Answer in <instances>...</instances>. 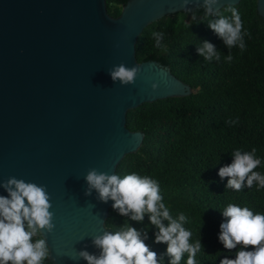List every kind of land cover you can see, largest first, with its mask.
<instances>
[{
  "label": "water",
  "instance_id": "obj_1",
  "mask_svg": "<svg viewBox=\"0 0 264 264\" xmlns=\"http://www.w3.org/2000/svg\"><path fill=\"white\" fill-rule=\"evenodd\" d=\"M241 1L217 0L214 11ZM192 9L204 0H129L117 18L106 0H0V185L15 177L46 187L51 264H87L80 251L100 255L93 240L107 230L113 201L94 189L85 195V176L116 174L139 151L145 134L128 129V112L193 93L169 67L136 58L149 25ZM257 10L264 19V0ZM120 64L139 65L133 84L111 79Z\"/></svg>",
  "mask_w": 264,
  "mask_h": 264
},
{
  "label": "trees",
  "instance_id": "obj_2",
  "mask_svg": "<svg viewBox=\"0 0 264 264\" xmlns=\"http://www.w3.org/2000/svg\"><path fill=\"white\" fill-rule=\"evenodd\" d=\"M129 0H106L110 16L117 18ZM237 7L243 22L246 45L231 49L209 27L218 17L205 15L204 9H192L164 17L149 25L136 43L139 63L157 61L193 88L186 97L145 103L127 114V127L143 132L144 142L138 152L127 155L118 165L121 176L136 172L158 181L163 202L173 218L184 213V227L192 232L190 243L200 240L196 264H219L235 251L224 249L218 239L222 210L235 203L254 213L264 214V188L254 182L241 191L227 188V177L219 169L232 163V153L239 149L261 160L254 171L264 175V19L257 10V0H242ZM231 17V12L221 10ZM153 32L164 33L162 47H157ZM207 41L220 59L205 60L197 52ZM232 55V60L226 57ZM234 122V123H233ZM122 216L113 208L106 220L107 230L116 231L126 224L136 228L157 253L161 264H168L166 245L154 242L158 231L143 221ZM165 225L168 224L164 220ZM39 236L33 239H39ZM239 247V245L237 246ZM185 253L180 264H186ZM11 262H9L10 264ZM44 264H51L45 261Z\"/></svg>",
  "mask_w": 264,
  "mask_h": 264
},
{
  "label": "clouds",
  "instance_id": "obj_3",
  "mask_svg": "<svg viewBox=\"0 0 264 264\" xmlns=\"http://www.w3.org/2000/svg\"><path fill=\"white\" fill-rule=\"evenodd\" d=\"M188 0H184L187 4ZM217 0H204L205 15L218 18L210 20L208 27L217 34L224 44L231 49L239 46L243 51L246 47L241 15L235 6L223 9L231 12V17L214 11ZM152 37L157 47H162L164 33L153 32ZM200 56L211 61L220 59V55L211 43L205 41L197 49ZM232 60V55L226 57ZM140 71L139 65L126 67L124 64L114 66L109 70L113 82L129 85L135 82ZM157 88L156 84L152 85ZM234 123V122H233ZM256 149L251 152L239 149L232 153V163L219 169L221 179L227 177L226 189L241 191L245 186L251 188L254 182L259 188H264V175L254 171L261 164L256 158ZM88 187L85 195H91L94 189L99 199L105 203L112 200V207L122 216L132 213L131 219L143 221L149 214L150 224L158 231L154 233V242L165 244L166 254L170 258L168 264H180L187 253L186 264H196V254L201 250L200 240L190 243L192 232L184 227L187 217L180 213L173 218L169 208L163 202L160 185L149 176H141L131 172L123 176L106 174L95 169L85 176ZM8 193L0 195V264H44L49 260L50 249L43 232H51L54 228L52 204L50 196L43 185L25 182L23 179L9 178L0 185ZM225 218L220 224L218 239L224 249L235 251V258L227 256L220 259L219 264H264V214L254 213L248 207L229 203L223 210ZM164 220L168 224L163 223ZM39 236V239H33ZM140 232L127 224L120 230H106L96 236L93 243L101 250L100 255L80 251L79 257L87 264H161L157 253L150 250L145 240L140 238ZM239 245V247H237Z\"/></svg>",
  "mask_w": 264,
  "mask_h": 264
},
{
  "label": "rangeland",
  "instance_id": "obj_4",
  "mask_svg": "<svg viewBox=\"0 0 264 264\" xmlns=\"http://www.w3.org/2000/svg\"><path fill=\"white\" fill-rule=\"evenodd\" d=\"M11 264V263H10Z\"/></svg>",
  "mask_w": 264,
  "mask_h": 264
}]
</instances>
